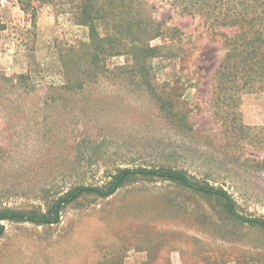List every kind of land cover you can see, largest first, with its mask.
Instances as JSON below:
<instances>
[{
    "label": "rangeland",
    "instance_id": "374dc122",
    "mask_svg": "<svg viewBox=\"0 0 264 264\" xmlns=\"http://www.w3.org/2000/svg\"><path fill=\"white\" fill-rule=\"evenodd\" d=\"M74 1L31 0L26 11L19 0H0V205L45 210L118 168L166 164L224 185L239 211L264 217V92L243 94V129L222 119L212 84L223 37L200 16L146 0L148 14L176 30L167 55L153 61L155 93L116 70L130 62L124 54L106 58L113 72L68 90L63 62H84L89 42ZM157 95L171 104L169 116ZM4 225L0 264H264V231L157 179L83 196L58 224Z\"/></svg>",
    "mask_w": 264,
    "mask_h": 264
},
{
    "label": "trees",
    "instance_id": "16d2710c",
    "mask_svg": "<svg viewBox=\"0 0 264 264\" xmlns=\"http://www.w3.org/2000/svg\"><path fill=\"white\" fill-rule=\"evenodd\" d=\"M182 14L200 16L207 25L223 37L224 53L213 74L212 99L220 116L243 129L239 110L242 96L254 91L264 92V0H166ZM28 11L31 0H19ZM75 21L88 26L89 42L84 62L68 59L63 62L66 72L64 89H84L99 77L111 73L106 58L127 55L130 62L116 67L128 73L134 85L151 84L153 61L167 55L176 39V30L165 28L148 12L146 0H75ZM35 9V8H33ZM234 28L229 35L220 28ZM164 37L170 44L152 45L151 41ZM73 52V50H70ZM75 52V51H74ZM83 67V68H81ZM162 111H170V103L157 95ZM168 112V116H169ZM138 179L169 181L214 201L234 224L264 231V217L239 211L233 194L222 184L210 182L190 174L185 168L158 165L121 167L109 174L102 185L79 184L57 195L45 210L0 205V238L4 222L51 226L61 221L66 207L81 197L94 195L106 198Z\"/></svg>",
    "mask_w": 264,
    "mask_h": 264
}]
</instances>
